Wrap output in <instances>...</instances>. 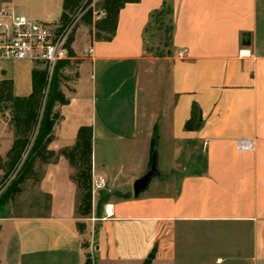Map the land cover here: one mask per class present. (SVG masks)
I'll use <instances>...</instances> for the list:
<instances>
[{"label": "crops", "instance_id": "crops-1", "mask_svg": "<svg viewBox=\"0 0 264 264\" xmlns=\"http://www.w3.org/2000/svg\"><path fill=\"white\" fill-rule=\"evenodd\" d=\"M8 1L38 22L55 24L62 13V0H22L19 9ZM162 3L123 6L109 41L94 40L93 22L76 27L63 63H74L77 75L70 90L60 88L69 102L53 109L48 150L73 147L77 130L91 127V181L104 184L91 192L89 217L79 219L68 162L36 164L48 209L2 220L0 264H85L88 255L93 264H264V0H172V55L153 68L143 31ZM33 69L24 93L12 63L0 62V80L27 97ZM193 104L202 125L188 132ZM154 128L158 175L134 197V181L151 164ZM5 130L0 159L14 139ZM237 141L253 149L239 151ZM100 194L108 200L99 206Z\"/></svg>", "mask_w": 264, "mask_h": 264}, {"label": "trees", "instance_id": "trees-1", "mask_svg": "<svg viewBox=\"0 0 264 264\" xmlns=\"http://www.w3.org/2000/svg\"><path fill=\"white\" fill-rule=\"evenodd\" d=\"M90 0H62V13L59 23L64 27L69 22L71 16L82 4L87 8ZM140 0H102L100 10L104 12L103 18L94 23V40L109 41L115 34L119 11L126 4H135ZM88 4V5H87ZM173 4L172 0H163L160 9L149 15V21L143 31V50L146 49V34L151 26L158 25L159 28L165 26V31L169 32L171 44L173 31ZM169 18V26L165 21ZM85 25H91V11L88 9L81 17ZM73 28L69 40V55H72L70 45L74 40ZM65 63L61 62L55 67L51 81L45 82V73L33 69L31 71V93L27 97L19 98L13 94V83L10 80H0V114L6 113L8 116V126L14 128L18 135L14 136L11 147L5 157L0 159V172L5 181L12 175V180L7 194L13 199L22 191L25 183L32 182L37 193L36 197L43 198L48 209L49 197L40 194L37 190L41 174L36 171V164L46 165L63 157L70 167V180L76 188V209L75 213L79 219H86L91 213V154H92V129L89 126H82L77 130L73 147L61 150L55 154L48 150V145L52 140V132L55 122L53 109L56 105L65 106L68 100L60 90L58 72ZM202 125V116L196 104H193L190 117L184 125L185 131H197ZM157 131L153 130L150 147V162L156 156ZM119 198L126 199L127 196L116 194ZM108 200L107 195H102L99 199V206ZM45 211V212H46ZM46 214V213H45ZM44 214V215H45ZM39 215L36 217H41ZM31 218V217H25ZM79 234L85 232V226L76 223ZM86 264V262H85Z\"/></svg>", "mask_w": 264, "mask_h": 264}, {"label": "rangeland", "instance_id": "rangeland-1", "mask_svg": "<svg viewBox=\"0 0 264 264\" xmlns=\"http://www.w3.org/2000/svg\"><path fill=\"white\" fill-rule=\"evenodd\" d=\"M8 1V0H0V5L2 2ZM22 0H15L16 8L19 9L20 3ZM91 1V0H90ZM90 1L87 8H83L85 5L82 4V6L77 9L71 16H69V22L63 27L71 29L73 27H79L82 25L81 17L84 15V13L90 9L89 6L92 4ZM38 4H33L32 6L34 8L37 7ZM94 11H100V4H94L93 6ZM92 11V10H91ZM59 27H62V25L59 23H55ZM166 26H169V18L165 21ZM165 26L163 28H159L158 25L151 26V28L148 30L146 34V49L144 51L143 57L147 61V65L149 64V67L155 68V59L159 58H165L170 57L172 55V46L170 44L169 38V32L165 31ZM13 64V72L15 74V77L17 79V92L18 93H24L27 91V88H29V81H28V74L27 71L31 65L34 66L35 70L42 71L45 73V82L47 84L51 81L52 76L47 75V69L39 64H29V62L26 61H20V62H10ZM75 64H65L63 67L60 68L58 72V80H59V86L61 90L66 91L67 89L70 90L72 87L73 82L75 81L77 70H76ZM65 87V88H64ZM125 103L120 102L118 104V109L123 108L124 109ZM8 116L7 112L0 114V136H1V142L4 141V138H7L8 134H4L1 129L3 130V127L6 128L5 133H10L11 136L18 135V132L12 128L9 127L8 124ZM157 166V165H156ZM2 173L0 172V223L2 220L10 218V217H36L39 215H44L46 212V202L43 198H37L36 197V189L33 186L32 182L25 183L22 186V191L19 195L15 196L13 199L9 198L7 194V190L14 179V175L3 181ZM156 177H153L151 180H154ZM104 195V194H102ZM101 197V194L99 196V199ZM89 217V216H88ZM82 245L85 247L86 244L82 243ZM90 257L87 256L86 264H93V261L88 259Z\"/></svg>", "mask_w": 264, "mask_h": 264}, {"label": "built area", "instance_id": "built-area-1", "mask_svg": "<svg viewBox=\"0 0 264 264\" xmlns=\"http://www.w3.org/2000/svg\"><path fill=\"white\" fill-rule=\"evenodd\" d=\"M93 6L94 3L89 6L91 21L96 23L103 18L104 12L94 11ZM73 28L66 29L17 15L9 1H4L0 5V62L39 64L51 76L59 63L70 58L67 43ZM236 148L239 151L253 149L250 141H237ZM103 184L101 177L91 181V192L101 189Z\"/></svg>", "mask_w": 264, "mask_h": 264}, {"label": "water", "instance_id": "water-1", "mask_svg": "<svg viewBox=\"0 0 264 264\" xmlns=\"http://www.w3.org/2000/svg\"><path fill=\"white\" fill-rule=\"evenodd\" d=\"M249 35L242 34L241 35V45L249 46ZM158 175L157 167H156V157L155 155L152 157L150 167L148 171L139 179L135 180L132 185V194L134 197H137L140 193H142L148 186L149 182L153 177Z\"/></svg>", "mask_w": 264, "mask_h": 264}]
</instances>
